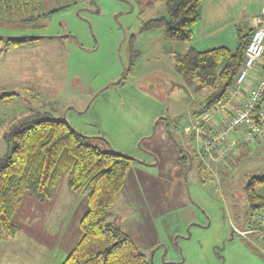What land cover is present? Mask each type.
I'll return each mask as SVG.
<instances>
[{"label":"rangeland","instance_id":"rangeland-1","mask_svg":"<svg viewBox=\"0 0 264 264\" xmlns=\"http://www.w3.org/2000/svg\"><path fill=\"white\" fill-rule=\"evenodd\" d=\"M165 14L163 0H1L2 37H57L9 47L0 40V92L14 93L0 101V157L15 126L44 115L66 118L104 149L138 159L108 220L133 236L152 264H264V241L232 231L253 212L245 185L264 174V127L224 160L202 153L187 128L223 107L204 112L211 90L195 91L176 72L174 54L187 42L170 39L163 28L140 33L143 21ZM133 34L141 50L136 60ZM67 177L60 194L69 191ZM257 191L264 196V185ZM75 194L87 202L86 193ZM31 210L20 207L14 223L27 230L47 212Z\"/></svg>","mask_w":264,"mask_h":264},{"label":"trees","instance_id":"trees-1","mask_svg":"<svg viewBox=\"0 0 264 264\" xmlns=\"http://www.w3.org/2000/svg\"><path fill=\"white\" fill-rule=\"evenodd\" d=\"M163 1L167 14L143 21L140 33L163 28L170 39L191 42L194 26L201 19L203 0ZM251 34L252 30L240 32L234 49L219 46L200 51L190 46L183 53L175 52V70L185 83L197 92L211 90L204 101V112L224 104L229 98L243 67ZM55 37L0 35V40L5 38L9 47ZM135 37L133 34L129 44L132 60L141 56V50L134 46ZM134 65L132 63V69ZM12 95L14 93L0 92V101ZM4 138L8 152L0 157V238L17 232L13 216L25 193H31L39 201L50 200L68 172V189L73 193H86L87 209L80 220V237L62 264H152L149 255L133 238L108 220L109 209L115 204L137 158L115 149H104L68 119L47 115L22 122ZM261 185H264V174L252 175L245 185L246 199L253 212L247 222H243L242 229L263 226L259 216L264 214V196L257 191ZM232 231L244 238L253 236L264 241L257 232L243 236L234 227Z\"/></svg>","mask_w":264,"mask_h":264},{"label":"crops","instance_id":"crops-1","mask_svg":"<svg viewBox=\"0 0 264 264\" xmlns=\"http://www.w3.org/2000/svg\"><path fill=\"white\" fill-rule=\"evenodd\" d=\"M263 16L264 0H203L201 19L195 24L194 36L191 42L186 43L183 52L190 46L200 51L219 46L233 49L239 40V33L251 28L253 18ZM190 110L192 112L191 107ZM66 186L68 188L67 184ZM58 188L54 196L46 201L37 200L29 192L24 194L15 212L16 219L20 207L24 208L25 214L33 212L31 208L40 212V208L44 207L47 212H40L39 217L32 216L36 217L37 223L31 224L27 230L16 224L17 232L14 235L0 238V242L4 243L0 244V264H62L65 261L80 237V220L87 209V202L82 194H75L67 189L64 190L66 193L60 194L57 192ZM43 214L47 216L41 222ZM126 233L131 236L127 231ZM46 248H49L47 258Z\"/></svg>","mask_w":264,"mask_h":264},{"label":"built area","instance_id":"built-area-1","mask_svg":"<svg viewBox=\"0 0 264 264\" xmlns=\"http://www.w3.org/2000/svg\"><path fill=\"white\" fill-rule=\"evenodd\" d=\"M250 27L252 34L245 50L243 67L235 80V90L222 104L221 111L226 115H221L220 111L212 119L203 117L193 127L187 128L188 132L192 129L193 133L196 132L195 141L202 153L219 161L234 153L238 145L252 144L264 127V16L253 18ZM241 91L246 94L236 97ZM233 99L234 105H229ZM259 217L262 228L233 227L243 236L257 232L264 240V214Z\"/></svg>","mask_w":264,"mask_h":264}]
</instances>
